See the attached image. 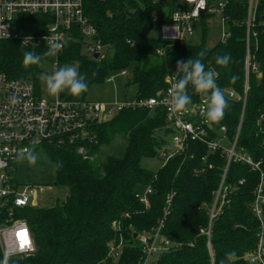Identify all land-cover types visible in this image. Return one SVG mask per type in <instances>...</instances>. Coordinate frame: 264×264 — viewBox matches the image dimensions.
Instances as JSON below:
<instances>
[{"label": "trees", "instance_id": "1", "mask_svg": "<svg viewBox=\"0 0 264 264\" xmlns=\"http://www.w3.org/2000/svg\"><path fill=\"white\" fill-rule=\"evenodd\" d=\"M165 3L156 0H83L84 14L97 30V37L111 53L92 59L82 52L83 40L69 43L59 57L60 64L76 62L85 76L87 91L79 96L59 93L70 101L87 99L91 86L106 82L108 76L127 70L123 86H135L137 97L155 96L166 86V76L176 70L178 60L196 58L201 50L203 63L218 73L217 85L243 94L246 51V3L233 2L227 10L231 34L224 43L217 39L214 26L201 19L193 38L182 44L153 35L168 21L157 17ZM19 28L25 34L38 35L50 21L47 15H20ZM250 35V62L258 72L250 73L237 145L247 152L264 172V0H259L256 22ZM210 42H213L210 45ZM43 44L24 46L20 41L0 44V74L7 78L41 86ZM34 51L41 56L39 65L23 66V54ZM230 54L225 66L215 63L217 55ZM236 80L233 82L232 77ZM193 95L189 85V94ZM223 120L233 138L242 113V101L229 99ZM166 120L160 109H124L95 126L98 141L83 159L71 146L44 145L45 158L54 165L57 187L67 195L49 207H28L23 212L34 235L36 250L19 264H140L143 254L138 236L160 233L171 244L151 264H219L224 254L235 250V264H247L244 255L257 242L259 222L250 204L260 182V172L248 165L231 163L225 178L229 190L227 203L212 221L209 239L208 208L213 201L225 160L212 157L213 167L203 168L201 157L209 155L203 146L199 155L170 160L155 171L141 166L144 158L157 156L166 136ZM126 140L121 156L96 159L99 149L115 137ZM60 165L57 167V165ZM242 180V183L239 181ZM147 187L149 206L140 202L137 193ZM170 204L165 210L166 200ZM136 234V237L134 236ZM209 240V245H208ZM117 253L114 257L113 254Z\"/></svg>", "mask_w": 264, "mask_h": 264}, {"label": "built area", "instance_id": "2", "mask_svg": "<svg viewBox=\"0 0 264 264\" xmlns=\"http://www.w3.org/2000/svg\"><path fill=\"white\" fill-rule=\"evenodd\" d=\"M169 6V12L164 13V7L155 18H167L168 21L157 30L158 36L166 41L182 44L193 38L201 19L217 30L220 43L230 37L228 29L229 15L227 10L233 2L243 0H156ZM246 3V53L244 59L243 94H237L233 89L224 88L227 98L242 101V113L234 137H228L226 126L217 127L204 122L202 110L203 97L190 94L192 103L182 114L169 110V89L174 82V72L166 76V86L155 96L137 97L135 95L123 98L113 97L110 100L70 101L61 98L59 94L53 97L41 96V86L27 80L7 78L0 74V264H19L34 254L36 244L32 230L23 212L28 207H35L33 201L36 187L40 185L18 181L19 162L17 153L23 148H34L36 154L44 153V145H67L83 159L90 157L89 151L98 141L95 126L124 109H160L166 120V136L163 147L158 151L157 158L165 166L170 160L182 157V162L199 155L201 148L206 147L209 155L201 157L203 168L195 169L196 173L205 168L213 167L212 155H219L225 160L217 189L213 192V201L208 208V229L205 231L209 239L212 221L220 214L227 203L229 190L225 178L231 163L248 165L251 170L260 172V182L255 188L254 199L250 207L259 222L256 246L244 255L247 264H264V172L260 162L237 145L243 109L248 92L250 73H257L255 64L250 62V35L256 22L259 0H245ZM43 14L49 18L46 29L38 35L25 34L19 28L20 15ZM16 23L15 29L13 23ZM25 36L32 37V43L45 45L49 41L59 43L60 50L51 58L52 72L60 64L59 57L71 42L83 40L82 52L95 59L104 58L106 47L97 37V30L84 14L83 0H0V44L4 40L22 41ZM45 37L48 39L45 40ZM27 46H33L28 43ZM48 56L43 60L47 59ZM95 59V60H96ZM43 70V69H42ZM215 71V70H214ZM216 72V71H215ZM44 74V71L43 73ZM127 70L112 73L106 82H114L117 77L124 78ZM41 77V76H40ZM41 80V79H40ZM218 73L216 72V83ZM211 155V156H210ZM242 183V180L239 181ZM152 188L147 187L137 193L140 202L149 206V194ZM170 196L166 200L165 210L170 204ZM160 225L152 232L138 236L143 254L140 264H151L152 258L167 250L171 245L161 235ZM209 245V240H208ZM114 257L117 253L113 254Z\"/></svg>", "mask_w": 264, "mask_h": 264}, {"label": "clouds", "instance_id": "3", "mask_svg": "<svg viewBox=\"0 0 264 264\" xmlns=\"http://www.w3.org/2000/svg\"><path fill=\"white\" fill-rule=\"evenodd\" d=\"M48 38L45 37V40ZM32 43L31 36H25L21 41V45L27 46ZM59 43L49 41L48 50L45 56H55L60 50ZM207 55L205 50L199 51L196 58L178 60L176 62V70L174 73V82L169 89V110L173 113L182 114L188 110V106L192 103V96L189 94V85L194 93L203 97L204 108L202 117L205 123H219L225 116L226 109L229 107V100L225 91L216 83V72L207 68L203 63L204 57ZM231 61L230 54L217 55L215 63L220 66H227ZM41 56L34 51H26L23 54V66L29 67L39 65ZM41 82L47 93L55 96L61 92H67L72 96H79L87 91L88 85L85 76L81 75L78 68L74 65H64L57 67L53 72L42 74ZM236 77H232L234 82ZM19 162L27 161L34 164L37 155L34 148H23L17 153ZM60 165L58 164L57 167ZM236 251L231 250L224 254L219 264H235Z\"/></svg>", "mask_w": 264, "mask_h": 264}, {"label": "rangeland", "instance_id": "4", "mask_svg": "<svg viewBox=\"0 0 264 264\" xmlns=\"http://www.w3.org/2000/svg\"><path fill=\"white\" fill-rule=\"evenodd\" d=\"M169 12V6H164V13ZM13 27H16V23H13ZM153 35H158L157 32ZM213 42H210L212 45ZM112 51L109 47H105L102 52V56H107ZM52 56H48L47 59L43 62L42 69L44 74L52 72L51 66ZM64 65H74L77 67L76 62L72 64H59V66ZM41 96L43 97H53L49 95L42 84L40 90ZM135 93V86H130L125 88L123 86V78L117 77L114 82H105L102 84H97L91 86L87 93V98L90 100H108L113 97L123 98L124 96H131ZM126 145V140L122 136H117L114 140L99 149V153L96 155V159L102 161L108 155L121 156L124 152ZM37 160L34 164L26 163L18 164L17 178L18 181L22 184L32 183L40 185L36 187V194L33 201L35 202V207H49L54 205V203L63 200L67 195V189L57 187L54 184L55 181V170L54 165L50 163L41 152V154H36ZM162 160L153 157V158H144L141 161V166L145 169L152 171L160 168ZM156 257H153L152 260L155 261Z\"/></svg>", "mask_w": 264, "mask_h": 264}, {"label": "water", "instance_id": "5", "mask_svg": "<svg viewBox=\"0 0 264 264\" xmlns=\"http://www.w3.org/2000/svg\"><path fill=\"white\" fill-rule=\"evenodd\" d=\"M99 56L98 53H95L93 57L96 59ZM261 124L264 125V120L261 121ZM136 237V234L134 235Z\"/></svg>", "mask_w": 264, "mask_h": 264}, {"label": "crops", "instance_id": "6", "mask_svg": "<svg viewBox=\"0 0 264 264\" xmlns=\"http://www.w3.org/2000/svg\"><path fill=\"white\" fill-rule=\"evenodd\" d=\"M124 79V78H123ZM127 96V95H126ZM108 100H110V99H108Z\"/></svg>", "mask_w": 264, "mask_h": 264}]
</instances>
